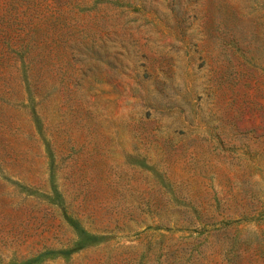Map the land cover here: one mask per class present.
I'll return each mask as SVG.
<instances>
[{
    "label": "rangeland",
    "instance_id": "obj_1",
    "mask_svg": "<svg viewBox=\"0 0 264 264\" xmlns=\"http://www.w3.org/2000/svg\"><path fill=\"white\" fill-rule=\"evenodd\" d=\"M0 264H264V0H0Z\"/></svg>",
    "mask_w": 264,
    "mask_h": 264
}]
</instances>
